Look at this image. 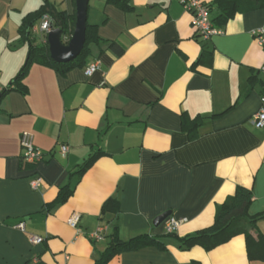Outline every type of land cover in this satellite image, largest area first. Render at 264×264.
I'll return each mask as SVG.
<instances>
[{"label": "crops", "instance_id": "1", "mask_svg": "<svg viewBox=\"0 0 264 264\" xmlns=\"http://www.w3.org/2000/svg\"><path fill=\"white\" fill-rule=\"evenodd\" d=\"M201 1L212 21L216 0ZM46 5L49 13L76 17V0H0L2 90L29 57L23 23ZM129 6L90 0L87 23L101 41L90 45L85 66L63 76L34 65L24 80L28 94L10 91L1 100L0 264H95L113 237L129 242L142 235L166 249L126 252L109 264H264L248 258L243 235L211 251L179 242L212 226L239 186L253 191L248 214L258 217L264 237V129L252 124L264 96V50L252 31L264 26V6L237 13L207 40L178 0ZM42 19L33 22L35 45L47 40L35 39ZM111 43L124 54L117 56ZM96 61L99 71L86 76ZM183 115L202 118L197 139L183 130ZM23 133L45 154L42 163L23 161ZM97 152L95 164L71 179ZM38 178L44 185L34 190ZM69 183L72 197L47 210ZM111 198L119 211L103 214ZM167 212L184 220L173 236H166L167 220L154 225ZM73 214L80 215L77 229L68 225ZM99 228L101 240L92 239ZM29 236L44 241L32 245Z\"/></svg>", "mask_w": 264, "mask_h": 264}, {"label": "trees", "instance_id": "2", "mask_svg": "<svg viewBox=\"0 0 264 264\" xmlns=\"http://www.w3.org/2000/svg\"><path fill=\"white\" fill-rule=\"evenodd\" d=\"M108 3L114 4L123 10L130 9L129 0H108ZM215 6L219 10V13L211 22L213 26L218 29L226 25L237 13L263 7L264 0H216ZM45 16H49L54 26L62 29L65 36L67 35L71 38L73 35L76 17H71L66 12L49 13L48 5L42 7L33 15V18L25 20L21 27L20 34L21 39L29 45V57L11 86L0 92V102L10 91H18L25 96L28 94L29 91L27 86L24 85V80L32 66H45L65 76L75 68L84 67L89 57L90 45L101 41L97 36V28L87 23L86 42L81 55L70 63L59 64L51 59L47 42L35 45V40L32 38L33 22ZM68 41H66V43ZM110 48L117 56H122L125 52L124 48L118 43H111ZM201 120L202 118L200 117L191 120L186 115L182 116V128L188 134L190 140L198 138V129L201 126ZM100 156L101 153L98 152L92 155L71 175V179L73 177L81 178L95 164ZM73 193L74 187L72 183H69L60 189L56 199L47 205V210H52L64 205L72 197ZM253 197V191L251 189L241 186L237 187L235 194L217 208L214 224L193 235L179 239L181 246L186 250L199 246L206 251H211L231 241L233 238L243 235L246 239L248 258L250 260H260L264 262V237L257 228L258 217H250L248 214ZM118 211L119 201L115 198L107 200L102 208L103 214H116ZM261 217L264 218V214ZM166 236H173V234H166ZM150 246L157 247L161 250L166 249L159 239L148 235L139 236L129 242H123L119 238L113 237L110 246L95 264H109L114 258L123 253L135 252Z\"/></svg>", "mask_w": 264, "mask_h": 264}, {"label": "built area", "instance_id": "3", "mask_svg": "<svg viewBox=\"0 0 264 264\" xmlns=\"http://www.w3.org/2000/svg\"><path fill=\"white\" fill-rule=\"evenodd\" d=\"M182 7L192 15V26L196 33L200 35L205 40L210 39L213 36L220 35L221 30L215 28L210 20L209 9L201 0H178ZM53 24L52 19L49 16H45L37 29L38 34L47 36L51 31V26ZM252 36L257 42V44L264 50V26L252 31ZM100 62L96 61L87 66L85 69L86 76H92L97 71H99ZM0 87V92H2ZM263 106L254 115L252 124L256 129H264V96L262 98ZM20 144L23 150V161L30 165H36L42 163L45 160V154L34 146L33 136L30 133H23L20 137ZM62 154L68 152L67 146H62L60 148ZM44 185V181L41 178L35 179L31 182V187L34 190L41 188ZM80 221V215L73 214L68 225L77 229ZM184 223V220H178L174 217H169L164 225L166 234H174L180 226ZM20 229L24 230V225H19ZM102 229L99 228L95 233L91 235L92 239L101 240ZM29 242L32 245H38L43 243L44 239L36 236H29Z\"/></svg>", "mask_w": 264, "mask_h": 264}, {"label": "water", "instance_id": "4", "mask_svg": "<svg viewBox=\"0 0 264 264\" xmlns=\"http://www.w3.org/2000/svg\"><path fill=\"white\" fill-rule=\"evenodd\" d=\"M89 2L90 0H76L75 29L67 43L63 41L64 31L52 24L51 31L47 34L46 42L53 61L59 64H67L75 60L83 52L86 42ZM170 216H172L171 212L160 215L154 221V225H161Z\"/></svg>", "mask_w": 264, "mask_h": 264}, {"label": "rangeland", "instance_id": "5", "mask_svg": "<svg viewBox=\"0 0 264 264\" xmlns=\"http://www.w3.org/2000/svg\"><path fill=\"white\" fill-rule=\"evenodd\" d=\"M35 39H37V41L40 39V34L35 36Z\"/></svg>", "mask_w": 264, "mask_h": 264}]
</instances>
